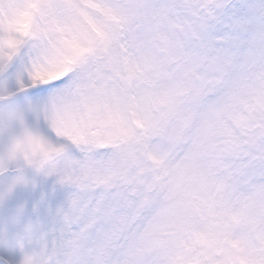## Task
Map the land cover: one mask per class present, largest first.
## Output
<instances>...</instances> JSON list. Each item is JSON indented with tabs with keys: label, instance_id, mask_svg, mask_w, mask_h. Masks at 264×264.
I'll return each mask as SVG.
<instances>
[{
	"label": "rangeland",
	"instance_id": "rangeland-1",
	"mask_svg": "<svg viewBox=\"0 0 264 264\" xmlns=\"http://www.w3.org/2000/svg\"><path fill=\"white\" fill-rule=\"evenodd\" d=\"M21 165L79 217L52 264H264V0H0Z\"/></svg>",
	"mask_w": 264,
	"mask_h": 264
},
{
	"label": "snow or ice",
	"instance_id": "snow-or-ice-1",
	"mask_svg": "<svg viewBox=\"0 0 264 264\" xmlns=\"http://www.w3.org/2000/svg\"><path fill=\"white\" fill-rule=\"evenodd\" d=\"M228 28L221 52L243 47L237 24ZM208 43L213 44L211 37ZM67 195L55 175L22 165L0 174V264H52L48 247L73 234V225L79 222Z\"/></svg>",
	"mask_w": 264,
	"mask_h": 264
}]
</instances>
